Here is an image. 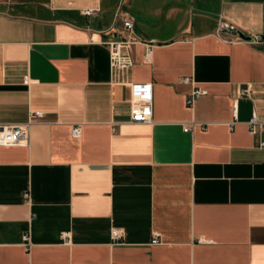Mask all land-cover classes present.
<instances>
[{"label":"crops","instance_id":"obj_1","mask_svg":"<svg viewBox=\"0 0 264 264\" xmlns=\"http://www.w3.org/2000/svg\"><path fill=\"white\" fill-rule=\"evenodd\" d=\"M119 7L154 43L127 70L103 44ZM221 18L264 36V0H0V125L44 114L0 146V264H264V53ZM147 84L152 123H133Z\"/></svg>","mask_w":264,"mask_h":264},{"label":"built area","instance_id":"obj_2","mask_svg":"<svg viewBox=\"0 0 264 264\" xmlns=\"http://www.w3.org/2000/svg\"><path fill=\"white\" fill-rule=\"evenodd\" d=\"M93 10H86V15H92ZM121 7L118 8L116 14V20L121 19ZM123 27L120 30L114 29L115 26L104 31V34L114 33L116 38L112 41L104 42L110 51L112 67L115 70H127L130 69L133 64L132 47L138 43H143L145 46V59L149 61L152 56L154 43L150 41H140L135 31L134 20L130 17H124L121 19ZM216 34L219 36L231 35L238 40L260 49L264 53V36L259 34L246 35L235 25L221 18L218 23ZM241 34L245 35L249 39L241 38ZM183 84L190 85L192 87L191 93L188 96V106L193 104L202 96L206 94L205 91L195 86L193 78L186 77L183 79ZM145 87H139L138 85L133 86V101L131 106V121L133 123L140 124H151L153 117V93L152 84L144 85ZM143 90V91H142ZM243 95L250 96V89L243 92ZM235 117H237V108L234 111ZM44 117L43 112L37 111L31 113L28 121L21 125H0V146L13 147L19 145H29L31 140V128L34 124L42 121ZM234 123L231 125L233 127ZM249 133L253 136L259 133V129L264 127V120L260 119L259 115L255 112L253 117L248 123ZM74 137L79 138L81 136V128L79 126L72 130ZM264 147V142L261 143ZM27 198L30 194L25 195ZM112 238L116 243H123L125 234L120 229L112 230ZM64 239H68V234H64ZM24 245L29 247L31 245V235L26 233L23 237ZM210 241L204 240L203 238L198 239V243L205 244ZM153 244H159L158 239H154Z\"/></svg>","mask_w":264,"mask_h":264},{"label":"water","instance_id":"obj_3","mask_svg":"<svg viewBox=\"0 0 264 264\" xmlns=\"http://www.w3.org/2000/svg\"><path fill=\"white\" fill-rule=\"evenodd\" d=\"M240 36H241V38H243V39H249L248 37H246V36L243 35V34H241Z\"/></svg>","mask_w":264,"mask_h":264}]
</instances>
